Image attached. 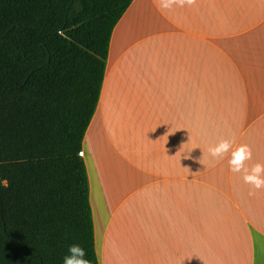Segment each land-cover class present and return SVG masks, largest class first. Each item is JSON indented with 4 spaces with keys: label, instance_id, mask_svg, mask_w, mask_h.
<instances>
[{
    "label": "crops",
    "instance_id": "0c3cea01",
    "mask_svg": "<svg viewBox=\"0 0 264 264\" xmlns=\"http://www.w3.org/2000/svg\"><path fill=\"white\" fill-rule=\"evenodd\" d=\"M221 138L264 164V0H133L82 143L98 264H264V189Z\"/></svg>",
    "mask_w": 264,
    "mask_h": 264
},
{
    "label": "trees",
    "instance_id": "16d2710c",
    "mask_svg": "<svg viewBox=\"0 0 264 264\" xmlns=\"http://www.w3.org/2000/svg\"><path fill=\"white\" fill-rule=\"evenodd\" d=\"M133 0H0V264H98L81 156Z\"/></svg>",
    "mask_w": 264,
    "mask_h": 264
},
{
    "label": "clouds",
    "instance_id": "9594fccd",
    "mask_svg": "<svg viewBox=\"0 0 264 264\" xmlns=\"http://www.w3.org/2000/svg\"><path fill=\"white\" fill-rule=\"evenodd\" d=\"M175 2L176 0H160V6L169 9ZM233 144V140L221 138L215 144L210 145L207 152L213 160H221L228 156L227 162L232 173L241 174L243 183L250 185L251 188L264 189V164L256 163L251 168L247 167V162L252 159L251 148L247 144H240L234 148ZM0 186L6 188L7 179H0ZM61 264H92V262L86 258L83 247L79 244H71L67 248V254L62 257Z\"/></svg>",
    "mask_w": 264,
    "mask_h": 264
}]
</instances>
